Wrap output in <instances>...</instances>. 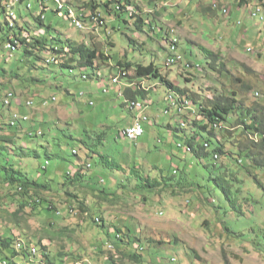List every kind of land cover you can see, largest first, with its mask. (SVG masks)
I'll use <instances>...</instances> for the list:
<instances>
[{
  "label": "rangeland",
  "instance_id": "obj_1",
  "mask_svg": "<svg viewBox=\"0 0 264 264\" xmlns=\"http://www.w3.org/2000/svg\"><path fill=\"white\" fill-rule=\"evenodd\" d=\"M15 1L8 0L11 3ZM137 1L142 4L145 0ZM246 1L247 4L240 6L234 0H226L230 13L224 17L220 11L201 13L199 3L204 2L206 6L208 0H157L167 6L153 15V29L148 24L142 28L131 26L128 15L121 13L119 19L107 17L106 35L105 30L93 27L88 20L83 24L87 30L80 33L64 19L46 13L45 24L59 29L61 33L51 31L57 32L63 43L79 44L85 37L89 46L94 45L110 59L97 65L96 70L101 73L99 78L94 70L88 69L85 72L88 79L81 77L84 70L70 72L56 65L45 66L42 60L50 58L51 52L37 53L28 45H23L8 59L1 31L6 27L4 17L0 16V68L3 69L0 71V97L13 92L15 99L9 107V116L17 110L18 115L28 119L19 120L23 133L27 135L23 134L17 140L23 150L21 154L25 156L19 153L21 159L16 160V165L31 179L38 182L51 179L57 187L62 183L63 175L68 172L72 175L81 169L87 154H93L88 160L92 165L87 171L89 177L101 176L105 180L110 177L105 190L108 194H115V197L107 195L104 199L96 191L103 186L94 185V181H89L91 183L84 190L78 187V198L86 208L84 214L77 211L74 201L59 197L62 190L52 188L42 194L50 197L51 204L57 205V216L42 206H38L31 215L24 212L13 216L11 213L19 206L17 197L13 200L6 197V188L1 186L0 236L23 234L27 239L23 240L24 243L37 242L42 246L39 253L44 256L46 264H111L108 258L115 264H123L126 260L117 254L115 248L112 251L107 249V245H113L115 227L123 230L129 227L139 238L143 247L141 264H264V171L256 167L246 171L243 166H249L250 161L240 157L241 163H235L232 159V156L239 159L238 145L241 142L243 146L249 145L250 138L240 134L241 128L229 124H224L222 132L214 131L210 136L201 132L200 135L212 140L210 150H214V144H217L226 153L215 163L222 166V173L227 178L235 179L232 198L242 209V215L232 210L229 213L223 194L207 181L210 159L200 161L176 147L177 143H185V138L193 136L196 129L192 128L190 121L177 116L176 111L169 108L165 87L157 81H145L143 88L151 89L144 97L146 102L151 101V105L148 103L149 106L138 112L126 108L124 96L119 95L122 84L112 85L110 82V75L116 74L118 61L144 66L153 63L174 86L189 89L202 98L230 96L231 91L237 94L244 107L253 102L264 105V0ZM258 4H261L259 12L253 11ZM27 5H30L29 13L32 15L40 11L38 0H23L21 4H13L16 20L20 24V15L28 37L32 39L35 32L34 36L41 40L42 31L28 17L32 15H28ZM49 6L53 7L52 4ZM237 7L240 10L235 12ZM100 10L106 17L104 10ZM19 24L15 30L17 33ZM172 30L176 33H171ZM165 33L169 39L179 38L176 56L182 58L180 63L169 68L165 67L170 44L163 36ZM49 35L56 36L54 33ZM25 48L33 51L32 57L23 58ZM200 48L216 56L217 60L213 62L215 71L207 65ZM131 75L133 72L128 73L124 82L137 83ZM246 85L250 87L248 92L244 91ZM103 89L109 90L104 93ZM51 97L55 98L54 102L41 103ZM26 101H31L32 105L24 106ZM191 107L195 108L194 105ZM167 109L169 112L165 114ZM1 110L0 106L1 123L7 118L5 124H9L10 119L5 117L6 108ZM138 113L149 118V122L143 124V136L136 141H130L133 139L128 136L126 139L129 140L118 139V132L126 129ZM182 120L187 127L180 131ZM9 129L8 125L3 126V130ZM13 129L11 134H22L20 127ZM41 132L44 133L42 137H28L29 133L35 136ZM251 138L256 140L254 136ZM198 141L201 142L200 139ZM72 150L77 152V157ZM33 152L37 157L32 156ZM97 155L113 160L120 171L96 169ZM130 165H136L138 172L154 167L149 174L155 179H160L159 168L172 180L163 187L156 186L154 193L134 190L136 181L130 176ZM202 166H208L207 170ZM175 168L178 169L176 173ZM118 180L122 185L130 183L122 188ZM195 182L205 190L210 189V194H202ZM67 191H74V187ZM94 217L97 224L92 223L91 218ZM96 217L103 220V228L97 227L100 220L96 221ZM123 247L133 252L137 243ZM172 259L174 262H170ZM32 264L38 263L33 261Z\"/></svg>",
  "mask_w": 264,
  "mask_h": 264
},
{
  "label": "trees",
  "instance_id": "obj_2",
  "mask_svg": "<svg viewBox=\"0 0 264 264\" xmlns=\"http://www.w3.org/2000/svg\"><path fill=\"white\" fill-rule=\"evenodd\" d=\"M238 3V5L242 6L243 3H246V0H234ZM259 1V0H258ZM262 1V0H261ZM75 6L78 7L79 10H81L82 16L86 19H88L91 16H96L98 13H101L100 9H105L110 4H120V10L116 12L117 14L114 15L119 17V14L126 12L125 10L129 8L130 11H142L139 6L135 4V0H75ZM144 4L147 7H156V1L155 0H145ZM247 4V3H246ZM209 10V9H208ZM106 14L109 15L108 12L105 11ZM203 13H206L205 10ZM133 16L132 18H134ZM139 17V16H137ZM136 26L140 27L139 24L141 22L140 18H137ZM37 44H32L30 48L33 49L34 52L41 53L44 47V42L37 41ZM62 45H66L69 49L70 56L68 57V60L61 64V68H67V69H92L94 70L96 66L100 63V61H106L109 58H106V55L101 52L98 48H96L94 45L91 47L88 43H73V42H64L61 41ZM177 50H178V44H177ZM200 50L204 53L207 61L208 66L211 70L215 71V65L213 62L217 60L216 56L204 49L200 48ZM33 51L26 50L24 54V58L32 57ZM55 52H53L54 55ZM36 58L38 56H35ZM181 57V56H180ZM182 60V58H181ZM104 61V62H105ZM43 63L46 62V60H42ZM181 62V61H180ZM178 62V63H180ZM34 66V64H31V66ZM36 65V64H35ZM117 65L120 68H124L125 70L133 69V80L138 79H145V80H155L159 82L162 86L165 87L166 91L174 92L178 94L181 97L178 98V96H175L176 102L178 105L182 104L184 100L191 101L192 105L195 106L194 111L196 110L197 113H194V118L190 119L192 128H195L196 131L193 132V136L189 138H185V145H187L191 149L192 155L198 159H210L211 164L210 167L208 166H202L203 169L207 170V167L209 168L207 171L210 173V177L208 178V183H213L215 187L218 188V190L223 194L225 197V201L227 203L228 209L227 211L231 213V210L235 213L241 214V207L236 205V200L232 198L233 195V185L235 182V179L227 178L224 173H222V166H217V163H215V160L218 161L219 158L222 156H225V152H223L222 148L218 146L217 144H214V150H205V148H208L209 145L213 144L212 140L208 137V139H205L203 136H200L203 132L204 134H207L210 136V133H213L214 125H217L220 130L219 132H222L225 128L224 124H229L230 126H236L241 128L240 134H242L246 139L250 138L251 136L256 137V141L252 139H248L249 145L243 146V142H241L237 149L239 151L238 154V160L235 159L232 156V159L235 161V163H238L239 160H241L240 157H244L247 161H250L251 164L249 166H243V168L248 171L251 167H256L257 169H263L264 171V105L258 104V102H253L250 106L244 107L243 102L241 100L237 99V94L235 92L230 91V96H213V97H207L204 96L202 98L199 94H193V92H189L187 89H181L178 86H174V84L168 80L165 76L161 75L159 70L154 66L153 63L149 64L148 66H144L141 64H131L129 62H125L122 64V62H117ZM45 66H48L45 63ZM166 68H169L168 66H165ZM190 67V65H189ZM39 69V68H38ZM43 69V68H41ZM0 71H3V69L0 68ZM1 75V74H0ZM31 79H37V78H31ZM40 81V80H39ZM42 82V81H41ZM32 84V83H31ZM249 86H244V91H249ZM13 96L15 94L13 92ZM5 96L0 97V106L3 110V108H6V115L5 117L11 118V115L9 116L10 109L9 107L12 105L14 98H12L8 103H5L3 101V98ZM124 97L126 99H135L136 97L143 98V93L136 92L132 93L130 90H126L124 92ZM54 97H51L50 100L44 99L41 101V103L53 102ZM25 106V103H24ZM1 110V111H2ZM17 111V110H16ZM16 111H13L11 114L18 113ZM7 119V118H6ZM5 119V120H6ZM235 119V120H234ZM5 120L3 123H1L2 118L0 116V187L5 186L6 188V197H9L13 200V197H17V202L19 206H17L16 210L11 213L13 216H18L22 213H29V215L32 214V212L38 208V206H42L43 209L47 212H55L57 216L58 208L56 204H51L50 197L46 198L42 194L45 191H51L52 188L55 190H62L63 193L62 197H66L68 200H72L77 204V211L82 212L86 214V208L84 206V202L81 201L78 198L77 192L80 187V189H83L87 187L86 185H89L92 182L94 185L103 186L101 189H96V191L99 192L100 195L103 196L104 199L107 195H112L106 193V186L108 185V177L106 180L105 178L98 176L97 178L89 177L88 175V169L86 168V165L90 162L88 160L92 159L93 154L90 156L87 154L84 166L81 169L76 170V172H73L72 175L70 173H66L62 176V183L58 185L57 187L54 186L51 179H45L44 181L38 182L36 180L31 179L26 172L21 170L18 165H16V160L21 159V156L19 157V153H23V150L20 145H18L17 140L24 134L23 129L18 123L16 127H20L22 129V134H11L12 130H14L12 127L9 126V124H5ZM7 121V120H6ZM10 120H8L9 122ZM193 123V124H192ZM8 125L10 127L9 130H3V126ZM6 129V128H5ZM16 129V128H15ZM19 129V128H18ZM124 132V131H123ZM27 135V134H24ZM44 133H36L35 136H33L31 133L28 134V137L30 138H36L38 136H43ZM201 140V142L207 144V147L204 148L203 143L199 142L198 140ZM203 139V140H202ZM245 139V140H246ZM98 141H100V137L98 138ZM101 144V142L99 143ZM209 144V145H208ZM179 147V146H178ZM213 148V147H212ZM93 152V150H91ZM25 156V154H21ZM217 155V159L214 158V156ZM237 155V154H236ZM235 155V156H236ZM33 157H37V154L33 152ZM39 156V155H38ZM75 156V155H74ZM77 157V155H76ZM106 156L103 155H97L95 166L97 168L102 169H109L111 171L119 169L118 166L115 164L113 160H109L105 158ZM214 161V163H213ZM208 164V163H207ZM136 165H130V176L135 178L136 184L134 185L133 189H139L141 191H145L147 193H154L156 186L163 187L165 186L166 182H170L172 180V177H168L167 173L166 175L163 174V170H160L158 168L159 177L160 179H155V177H151L149 173L153 172L155 168H150L149 170L145 171L142 170V172H138L135 168ZM85 169V171H84ZM185 168H183L184 170ZM45 170V169H44ZM176 172L178 171L177 168H175ZM113 171L115 173L119 172ZM101 172V171H99ZM98 173V171H97ZM115 175V174H113ZM88 178V180H87ZM92 179V180H90ZM251 179V178H250ZM253 179V178H252ZM255 180V178H254ZM237 181V180H236ZM118 184H120V187H128L130 182H125L123 185L121 184V181H117ZM81 184L85 186H81ZM122 185V186H121ZM197 188H201L203 191L202 194H210V189H204L202 185L198 184V182H195L194 184ZM239 185V184H238ZM74 187V191L68 192L67 189L70 187ZM211 188V187H210ZM84 190V189H83ZM161 191V190H158ZM112 197H115V194L112 195ZM203 198H206L202 196ZM200 198V197H199ZM207 199V198H206ZM204 200V199H202ZM217 208V207H215ZM220 212L221 209L217 208ZM71 210V209H70ZM73 210V209H72ZM74 212V211H73ZM222 214V213H221ZM242 215V214H241ZM224 216V215H223ZM92 223L95 222V217L91 218ZM96 219L100 220V225L97 227L103 228V220L100 217H96ZM53 222L49 225H52ZM97 224V223H96ZM204 225H207V222L204 223ZM227 230L228 228L225 227ZM113 234V245H111L113 248L116 249L117 254H120L122 259H125L130 264H141L142 263V251L140 250V246L138 244L140 243L139 238L135 235L134 231L129 227H126L124 230L120 229L118 227H115ZM229 231V230H228ZM133 236V237H132ZM19 237L22 240H27L24 238L23 234H20ZM18 237L14 236L12 233L11 235L7 236H0V262L3 261H11L17 256L25 257V254H20L19 252H15L14 250V244ZM27 244L28 241H25ZM134 243H137V247L135 251L131 252L128 250V247L133 245ZM150 244L154 245L152 241L149 242ZM125 244V245H122ZM159 244V243H158ZM115 246V247H114ZM125 246L127 248V251L122 249ZM35 247H38L39 249H42V246H40L37 242H35ZM155 248V246H152ZM112 251V250H111ZM8 253V255H7ZM109 263H113V259L108 258ZM123 262V264L127 262ZM51 264V262H49ZM118 264V263H116Z\"/></svg>",
  "mask_w": 264,
  "mask_h": 264
},
{
  "label": "clouds",
  "instance_id": "obj_3",
  "mask_svg": "<svg viewBox=\"0 0 264 264\" xmlns=\"http://www.w3.org/2000/svg\"><path fill=\"white\" fill-rule=\"evenodd\" d=\"M1 1H0V16H3L4 17V25L6 27V28L2 27L1 28V31L4 34L3 44H4V50L7 51L8 59H10L13 56L12 54L14 52L19 51V49H21L23 47V45H25V46L28 45L27 47L30 48V46L32 44L36 45L37 44L36 43L37 41H41V42H44V47H43V50L42 51H50L51 52L50 58L46 59V62H45L47 65L61 66V64H64L68 60V57L70 56L68 47H66V45H62L61 44V41L62 40L60 39V37L57 36V32L51 31V30H56V31L60 32L59 29L54 28L52 24H48V25L45 24V18H46L45 17V14L46 13H51L52 15L56 16L59 19H64L65 21H67V22H69L71 24L72 28L78 30L80 33H81V31H86L87 30L85 28V26H84L85 29L84 28L83 29H77L72 24L71 18L68 17V13L66 11H59L60 9L58 8V5L55 2V0H38L39 3H40V11L36 15H32L31 13H29L30 12L29 11L30 10V5H27L26 6V9L28 11V15H32V16H28V17H30V18H32L34 20L35 25H36L37 28H39V30L41 29L43 39L40 40V38H36L34 36V33L35 32L32 34V39H30L28 37V35H27V32L25 30V27L22 26L21 16L19 15V17H20V24H19V22L16 20V16H15L14 12H13V4H21L23 2V0H16L15 2H12V3L11 2H8V0H1ZM60 1L63 2V6L64 7L66 5H67V7L69 6V8L71 7L70 9L73 10V12L75 13V16L79 18V13H81V10H79L78 7L75 6V2H74L75 0H60ZM155 1H156V7H152V6L151 7L150 6L147 7L144 4V2L142 4H140L137 0H135V4L137 6H139L142 11H130L129 12V8H128V9L125 10L126 12H123V13L127 14L128 17H129V19L131 20V24L130 25L131 26H134V27H137L136 26V21L138 20L137 18H140L141 19V22L140 23H137L140 26L138 28H142L146 24H148L150 26V28L153 29V26L152 25L155 23V21L152 22L151 21V18H153V15L155 13L160 12L162 9H166V6H167L166 3L157 2V0H155ZM225 1L226 0H208V2L206 3V7L210 10L208 12H213L215 14L216 11H220V13L223 15L222 9L223 8H226L228 10V14L225 15V16L223 15V16L224 17H228L229 16V13H230V8L225 3ZM227 3H229V2H227ZM49 4H52L53 7H50ZM119 5L120 4H110L105 9L106 12H108V13L110 12L109 15L106 14V17H104L102 15V13H98L97 14V15H99L100 21L103 23L102 26L96 25V24H94V22L91 21V18L94 17V16H91L88 19H86V18H84L82 16V20H80V21L83 24L87 23V20L90 21L91 22L90 24H93V27L96 26L100 30H102V29L105 30V35H106V31H107V17H114V15L117 14L116 12H118L120 10V6ZM117 6H118V9H117ZM260 8H261V4H258L255 7H253V11L254 10H260ZM20 13H22V15L25 14L23 12H20ZM10 14H12L13 16H11ZM81 15H83V14L81 13ZM133 16H135V17L132 18ZM137 16H139V17H137ZM28 17H27V19H28ZM114 18L115 19H119V17H117V16H115ZM124 22L127 23V21H124ZM17 24H19L18 33L15 31L16 28H17ZM4 29H6V32L4 31ZM170 32L171 33H176L174 30H172ZM50 33H54V34H56V36L55 37H51L49 35ZM167 33H169V32H167ZM167 33H165L163 36L167 40H169V37L166 36ZM107 34H109V33L107 32ZM84 39H83L84 40L83 42L89 43L88 41H86V38L85 37H84ZM177 39H178V44H179V38L177 37ZM8 45H12L15 49L14 50L8 49L7 48ZM30 49H32V48H30ZM26 50L27 49L25 48L24 52ZM53 52H55L54 55H53ZM23 56H24V54H23ZM108 60H110V59H108ZM120 62H122V64L125 63V61H122V60ZM187 67L190 68L189 67V64L187 65ZM96 68H97V66H96ZM96 68L94 69V71L97 74V78H99V77H101V73H100L99 70H96ZM115 68H116V74L115 75H110V82L112 83V85H119L120 86L122 84V89L121 88L119 89V95L124 96V92L126 90H130L132 93H136V92L143 93V98L136 97L135 99H126L124 97L125 98L126 108L129 109V111H135V110L130 109V103L131 102H139V103L143 104L145 107L146 106H149L148 103L150 104L151 101L150 102L149 101L146 102L145 101L144 94H146V93L148 94V92L150 91L151 88L150 87L149 88H143V83L145 81H150V80H145V79L135 80V81H137L138 84L135 83V82H131V83L124 82V80H126L128 78V73L129 72H133V69L125 70L124 68H120L117 65V63H116V67ZM188 68H186V69H188ZM75 70L76 69H74V68H72V69L69 68V71L70 72H73ZM81 70H84V71L81 72L82 79H88V76L89 75H87L85 73V72L88 71V69H81ZM132 76L133 75H131V77ZM113 79H117V82L114 83L113 82ZM153 81H155V80H153ZM108 90L109 89H103V92L104 93L105 92H108ZM9 93L10 92H7L3 96H6ZM10 94H12V93H10ZM170 95L171 96H178V98H180V100H181V97L178 94H176V93H174L172 91L168 92V96H170ZM168 96L166 98V101H168ZM14 97L15 96L12 95V98H14ZM54 101H55V98L53 99V102ZM27 102H31V101H26L25 102V105H26ZM188 102L192 105V102L191 101H188ZM90 105H93V103L90 102ZM168 106H169V108L175 110L173 107L170 106L169 102H168ZM27 107H30V106H27ZM191 109L194 110L193 107H191ZM191 109L184 111L182 114H179L176 110L175 111L177 113V116H180V117L182 116L184 119H186V121L188 120V122H189L190 119L194 118V113L192 112ZM142 111H138V112H142ZM168 112H169V110L167 109V110H165L164 113L165 114H168ZM194 112L197 113L196 110ZM15 114L18 115L19 113H15ZM139 114H142V113H138L137 115H135L133 117L132 123L126 129L118 132V136H117L118 139H120V137H122L121 136V133L123 131L127 130L129 127L132 126V124L134 122V119ZM12 115L13 114H11V118H12ZM19 116H21V115H19ZM25 117L27 118V116H25ZM11 118H10V121H9V126L10 127H16L17 124L19 123V120L16 121V123L12 125L11 124V122H12ZM183 120L180 122V126H181V123L182 122L185 123V126L184 127H181L182 129H180V131H183V129H185L187 127L186 122L183 121ZM26 121H28V119ZM148 122H149V118H148L147 122H144V123H148ZM212 130H213V132L214 131L216 132V131H219L220 128L217 125H214V128ZM143 131H144V129H143ZM38 134L40 135V133H38ZM123 139L128 140L126 138H123ZM138 139H136V140H138ZM250 139L256 141L254 138H251L250 137ZM136 140H130V141H136ZM201 143H203V142H201ZM204 144L205 143H203V146H204ZM178 145H180L181 147H178ZM176 147L179 148V149H182L183 152H189V153H191V149L187 145H185V143H177L176 144ZM185 148H188L189 151H186ZM205 150H210V145H209L208 148H205ZM72 154L76 156L77 155V152L75 150H72ZM217 157H218L217 155L214 156L215 159H217ZM241 161L242 160H239L240 163H241ZM45 165L46 166L48 165V162L47 161L45 162ZM91 167H92L91 163H88L86 165V168L87 169H91ZM174 173H176V170H174ZM57 214H59V213H57ZM96 221H98V219H96ZM19 235L20 234H15V236L18 237V238L15 241L14 250H15V252H19L20 254H25V257L17 256L14 259H12L11 261H3V262H0V264H3L4 262H7L8 264H32L33 261L34 262H37L38 264H46L45 263L46 260H45L44 256L43 255L40 256V253H39L40 252V249L38 247H35V244L32 243V242L29 243V244L24 243V241L19 237ZM138 246L141 247L140 243L138 244ZM112 248L113 247L111 245H107V249H111L112 250ZM140 250H143V247L140 248ZM38 257H40V259H39L40 261H35ZM26 258H28V261H26ZM170 262H174V259H172Z\"/></svg>",
  "mask_w": 264,
  "mask_h": 264
},
{
  "label": "built area",
  "instance_id": "obj_4",
  "mask_svg": "<svg viewBox=\"0 0 264 264\" xmlns=\"http://www.w3.org/2000/svg\"><path fill=\"white\" fill-rule=\"evenodd\" d=\"M61 8H69V6L67 7V5H66L65 7H60V9ZM117 9H118V6H117ZM257 12H259V11L257 10ZM222 13L224 15H227L228 14V10L226 8H223L222 9ZM253 15H255V14L253 13ZM71 16H72V19L75 20V27L77 29H81V23H82L80 21V20H82L81 13H79V18L80 19L75 16V13H71ZM91 21L94 22V24L99 25V26H102V24H103L100 20H98V18L92 17ZM176 48H177V38H174V48H171V50L168 51L169 58L166 61L165 66L170 67V66L175 65V64H177L178 62L181 61V57L180 56H176ZM255 95L257 96L258 94H255ZM10 100H11V98H7L6 97L3 101H8L9 102ZM26 105L28 106V102L26 103ZM130 105H132L133 108L136 111H138V109H144V107H145L143 104H141L139 102H131ZM176 111L179 114H182L184 111H186V105H184V110H176ZM19 117L21 119L25 120V121L27 120V118L25 116H19ZM147 120H148L147 116H145V117H138L137 116V127L135 128L134 132H126V133H124L123 138H126V135H133V140H136L139 137H141L143 135V133H144L143 124H144V122H147ZM3 264H8V263L4 262Z\"/></svg>",
  "mask_w": 264,
  "mask_h": 264
},
{
  "label": "bare ground",
  "instance_id": "obj_5",
  "mask_svg": "<svg viewBox=\"0 0 264 264\" xmlns=\"http://www.w3.org/2000/svg\"><path fill=\"white\" fill-rule=\"evenodd\" d=\"M55 2L57 3V5H58V8L60 9V7H64L63 6V2L62 1H60V0H55ZM59 11H66L67 13H68V17L69 18H71V22H72V24L75 26V20L74 19H72V16H71V13H74L73 12V10L72 9H70V8H61ZM11 16H13L12 14H10ZM94 18H98V20H100L99 19V15H97V16H94ZM84 28V25H83V23H81V29H83ZM170 43V44H169ZM168 44H169V50L168 51H170L171 50V48H174V39H169L168 40ZM177 44H178V39H177ZM7 48L8 49H10V50H14L15 48L12 46V45H8L7 46ZM177 49V48H176ZM249 51V50H248ZM117 82V79L116 80H114V83H116ZM12 98V94H7L4 98H3V100L5 99V98ZM168 99H169V101H170V106L171 107H173L174 109H176V110H184V105H186V110H190L191 109V104L188 102V101H186V100H184V101H182L183 103L182 104H180V105H178L177 104V102H176V98H175V96H168ZM5 103H8V101H4ZM31 102H28V106H31ZM130 109H132V110H135L134 108H133V106L132 105H130ZM143 109H138V111H142ZM192 110V109H191ZM192 112L193 113H195L194 112V110H192ZM138 117H145V115H143V114H139L138 115ZM21 118L19 117V115H17V114H13L12 115V118H11V120H12V122H11V124L13 125V124H15L16 123V121H18V120H20ZM22 121H25V120H23L22 119ZM185 126V123L184 122H182L181 123V127H184ZM137 127V117L134 119V122H133V124H132V126L131 127H129L127 130H125L123 133H126V132H134V130H135V128ZM121 136H122V133H121ZM126 136H128L129 138H131V139H133V135H126ZM123 137V136H122ZM129 140V139H128ZM179 147H181L180 145H178ZM204 147H207V144H204ZM185 150L186 151H189V149L188 148H185ZM58 213V212H57ZM69 231V230H68Z\"/></svg>",
  "mask_w": 264,
  "mask_h": 264
},
{
  "label": "crops",
  "instance_id": "obj_6",
  "mask_svg": "<svg viewBox=\"0 0 264 264\" xmlns=\"http://www.w3.org/2000/svg\"><path fill=\"white\" fill-rule=\"evenodd\" d=\"M199 7H201V13L202 14H204L203 13V11L205 10V12L206 13H208V11H210V10H208V8L206 7V6H204V3H199V5H198ZM164 9H162L160 12H162ZM240 9L237 7L236 8V11L235 12H237V11H239ZM212 13V12H211ZM214 14V13H213ZM152 19V18H151Z\"/></svg>",
  "mask_w": 264,
  "mask_h": 264
}]
</instances>
